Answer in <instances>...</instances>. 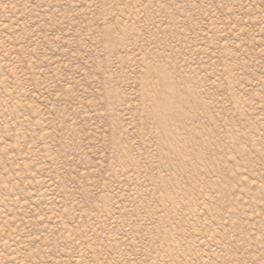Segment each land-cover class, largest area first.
Returning <instances> with one entry per match:
<instances>
[{"label":"rangeland","instance_id":"374dc122","mask_svg":"<svg viewBox=\"0 0 264 264\" xmlns=\"http://www.w3.org/2000/svg\"><path fill=\"white\" fill-rule=\"evenodd\" d=\"M0 264H264V0H0Z\"/></svg>","mask_w":264,"mask_h":264}]
</instances>
